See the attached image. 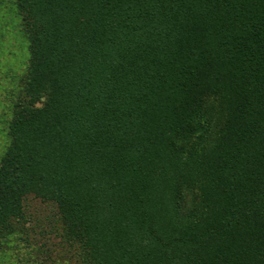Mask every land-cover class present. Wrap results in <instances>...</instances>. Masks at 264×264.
<instances>
[{
    "label": "trees",
    "instance_id": "obj_1",
    "mask_svg": "<svg viewBox=\"0 0 264 264\" xmlns=\"http://www.w3.org/2000/svg\"><path fill=\"white\" fill-rule=\"evenodd\" d=\"M15 7L0 245L33 197L70 264H264V0Z\"/></svg>",
    "mask_w": 264,
    "mask_h": 264
},
{
    "label": "rangeland",
    "instance_id": "obj_2",
    "mask_svg": "<svg viewBox=\"0 0 264 264\" xmlns=\"http://www.w3.org/2000/svg\"><path fill=\"white\" fill-rule=\"evenodd\" d=\"M15 3L0 0V162L10 144L13 104L29 65L23 21ZM60 226L53 205L29 197L17 233L0 245V264H70V244Z\"/></svg>",
    "mask_w": 264,
    "mask_h": 264
}]
</instances>
